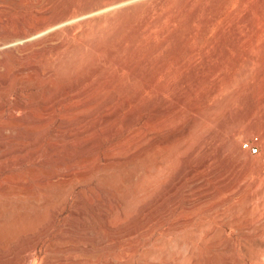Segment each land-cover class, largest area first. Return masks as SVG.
<instances>
[{"label": "rangeland", "instance_id": "obj_1", "mask_svg": "<svg viewBox=\"0 0 264 264\" xmlns=\"http://www.w3.org/2000/svg\"><path fill=\"white\" fill-rule=\"evenodd\" d=\"M194 44L226 52L220 98L252 94L204 184L188 136L139 154L142 73ZM262 52L264 0H0V264H264V200L239 187L264 162V64L242 59Z\"/></svg>", "mask_w": 264, "mask_h": 264}, {"label": "bare ground", "instance_id": "obj_2", "mask_svg": "<svg viewBox=\"0 0 264 264\" xmlns=\"http://www.w3.org/2000/svg\"><path fill=\"white\" fill-rule=\"evenodd\" d=\"M41 26L44 27V24ZM19 35L22 38H30V34L25 32ZM164 44L160 45V47L164 48ZM207 48L205 49V47L202 48L194 44L187 51L173 49L172 52L179 54L177 57L170 60L160 58L153 64L146 66L147 70L145 69L142 73V89L139 93L145 101L141 112V116L145 122L142 136L145 139L150 138L148 144L141 148L139 154L142 155L147 149L160 143L188 136L191 139V144L185 155V164H187L190 173L202 184L206 182L207 173L205 171L212 164L215 156L214 153L220 147L219 139L223 135L227 122L234 119V114L237 111L241 112V110H245L244 104L247 103L248 105L252 96V94L251 96L248 95L245 102L242 98L243 95L241 96L242 90L240 89L239 91L237 89L232 94L220 98L222 91L225 87L229 86V83L234 78L232 75L227 74V72H225L223 78L222 76H218L223 67V63L219 59L224 58L226 52L217 47L214 51L212 48L213 52L209 53L207 52L209 51ZM213 58L219 61L215 62L208 72L202 73L194 69L196 68L194 66L197 65L195 63L198 59L206 61ZM242 59L249 66H253L254 64L260 65L261 62H263V65L264 52L261 55L257 54L256 57L245 54ZM240 61V57H235L231 62L229 61L231 73L235 71ZM149 69L152 70V73H149ZM254 75L256 81L260 80L263 76L259 72ZM208 80H210V83L207 88L200 90V82ZM3 82V80H0V85ZM261 99L264 101V92H262ZM201 107L204 108L202 111H200ZM185 113L186 117L182 119V115ZM105 116L106 118H111L115 116V113H107ZM169 116H175L177 123L170 130V136L159 137L155 131H158V127L165 125V118ZM130 121H132V117H130ZM148 122H153L156 125V129L151 128ZM251 129L252 131H256L258 127L252 124ZM228 135L234 138V133L229 132ZM245 140L250 141L249 138ZM257 143L256 141H250L251 147ZM241 146L245 148L242 143ZM235 147H239L237 142L235 143ZM249 151L251 152L250 149ZM253 169L256 170V168ZM250 179L249 183H247L248 181L246 183L239 182L240 189L244 191L249 187V192L253 198L264 200V162L261 164L259 170L257 169V172L251 174ZM29 255L30 252L27 251V256Z\"/></svg>", "mask_w": 264, "mask_h": 264}, {"label": "built area", "instance_id": "obj_3", "mask_svg": "<svg viewBox=\"0 0 264 264\" xmlns=\"http://www.w3.org/2000/svg\"><path fill=\"white\" fill-rule=\"evenodd\" d=\"M243 146L245 148H249L251 150V152H258L259 148L258 147H251L250 141H243Z\"/></svg>", "mask_w": 264, "mask_h": 264}]
</instances>
